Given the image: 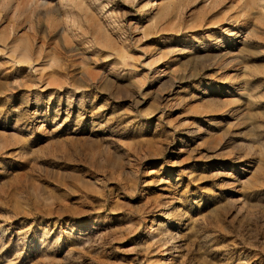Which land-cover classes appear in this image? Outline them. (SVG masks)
<instances>
[{"label": "rangeland", "instance_id": "rangeland-1", "mask_svg": "<svg viewBox=\"0 0 264 264\" xmlns=\"http://www.w3.org/2000/svg\"><path fill=\"white\" fill-rule=\"evenodd\" d=\"M0 264H264V0H0Z\"/></svg>", "mask_w": 264, "mask_h": 264}, {"label": "bare ground", "instance_id": "bare-ground-1", "mask_svg": "<svg viewBox=\"0 0 264 264\" xmlns=\"http://www.w3.org/2000/svg\"><path fill=\"white\" fill-rule=\"evenodd\" d=\"M111 40H112V39H111ZM107 41H108V39H107ZM105 45H106V43H105ZM163 214H164V213H163ZM160 230H161V229H160ZM161 234H162V233H161ZM166 234L169 235L168 240L173 238L172 235L170 236L169 229H167V233H166ZM160 246H161V245H160Z\"/></svg>", "mask_w": 264, "mask_h": 264}]
</instances>
